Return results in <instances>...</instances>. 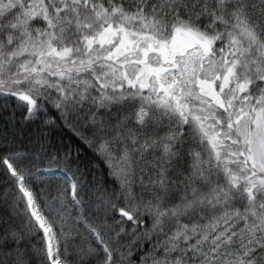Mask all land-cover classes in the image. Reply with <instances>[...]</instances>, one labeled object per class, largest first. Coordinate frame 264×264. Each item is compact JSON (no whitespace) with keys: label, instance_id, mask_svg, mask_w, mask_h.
Returning <instances> with one entry per match:
<instances>
[{"label":"snow or ice","instance_id":"snow-or-ice-1","mask_svg":"<svg viewBox=\"0 0 264 264\" xmlns=\"http://www.w3.org/2000/svg\"><path fill=\"white\" fill-rule=\"evenodd\" d=\"M0 264H264V0H0Z\"/></svg>","mask_w":264,"mask_h":264}]
</instances>
